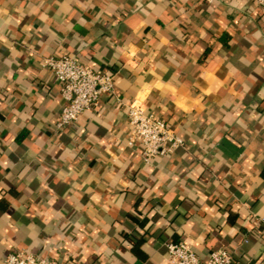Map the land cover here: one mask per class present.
Here are the masks:
<instances>
[{
	"label": "crops",
	"instance_id": "1",
	"mask_svg": "<svg viewBox=\"0 0 264 264\" xmlns=\"http://www.w3.org/2000/svg\"><path fill=\"white\" fill-rule=\"evenodd\" d=\"M75 56L115 95L57 131L59 85L41 66ZM185 148L142 162L124 104ZM264 264V12L254 0H0V264Z\"/></svg>",
	"mask_w": 264,
	"mask_h": 264
},
{
	"label": "built area",
	"instance_id": "2",
	"mask_svg": "<svg viewBox=\"0 0 264 264\" xmlns=\"http://www.w3.org/2000/svg\"><path fill=\"white\" fill-rule=\"evenodd\" d=\"M212 2L214 0H206ZM225 2L229 0H215ZM264 12V0H254ZM41 66L48 70L59 85L63 107L55 123L57 131L75 125L79 118L94 111L102 97L115 95V77L93 69L75 56L47 57ZM128 133L126 147L137 149L143 163L150 164L157 158L171 156L176 150L185 148L183 140L164 120L156 117L145 107L135 102L124 104ZM166 264H232L233 253L226 248L212 251L206 261H201L194 251L183 243L166 245ZM3 264H56L23 250L9 253Z\"/></svg>",
	"mask_w": 264,
	"mask_h": 264
}]
</instances>
